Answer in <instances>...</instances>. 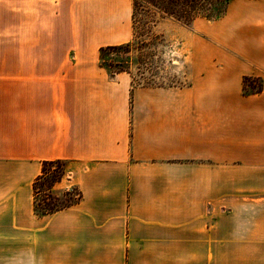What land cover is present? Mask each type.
Segmentation results:
<instances>
[{"label":"crops","instance_id":"0c3cea01","mask_svg":"<svg viewBox=\"0 0 264 264\" xmlns=\"http://www.w3.org/2000/svg\"><path fill=\"white\" fill-rule=\"evenodd\" d=\"M132 8L0 0V264H264V0L194 22L180 88L100 67ZM51 161L80 199L37 214Z\"/></svg>","mask_w":264,"mask_h":264},{"label":"rangeland","instance_id":"374dc122","mask_svg":"<svg viewBox=\"0 0 264 264\" xmlns=\"http://www.w3.org/2000/svg\"><path fill=\"white\" fill-rule=\"evenodd\" d=\"M225 4L226 0H133L131 40L125 50L109 52L105 59L122 63L131 88L189 85L188 45L184 38L192 33L196 20L215 21L222 17ZM54 171L58 172L55 165L48 167L41 181V193L36 197L41 211H45L43 200L56 207L69 200L64 193H76V188L65 182V174L52 178Z\"/></svg>","mask_w":264,"mask_h":264},{"label":"trees","instance_id":"16d2710c","mask_svg":"<svg viewBox=\"0 0 264 264\" xmlns=\"http://www.w3.org/2000/svg\"><path fill=\"white\" fill-rule=\"evenodd\" d=\"M226 2H227V0H226ZM224 11H225V8H224ZM120 50H125V44L118 45V46L101 47L98 51V63L100 65V67L105 69L109 74L110 73L118 74V73H123V72L128 73V71L123 68L122 63L113 62V61L105 59V55L107 53L114 52V51L118 52ZM113 69H115L114 72L111 71ZM242 88H243V91L245 93L259 92L261 90V83L257 79L244 78ZM52 165H55L56 168L58 169V172L54 171L52 173V178L55 179L57 177V175L61 176V175L65 174V168H64L65 163L64 162H62V161L42 162L41 174L35 179V181L32 184L33 195H34L33 206H34L35 212L37 214H42V215L51 214L53 212H56V211H59V210L65 208V207H69V206L73 205L76 201H78L80 199V194H79L77 189H76V193L74 196L70 192H66V193H64V195L68 197V199H69L68 201H66L64 204H62L60 206L55 207L54 204H50L48 202L49 200L48 201L43 200L42 203H43V208L45 209V211H41L42 210V208L40 207L41 205L36 201V197L39 193H41L40 192V187L42 186L41 181L45 179L46 173L48 171V167H50ZM56 182H57V180L54 181V183H56ZM46 184L48 185L50 183H46Z\"/></svg>","mask_w":264,"mask_h":264}]
</instances>
